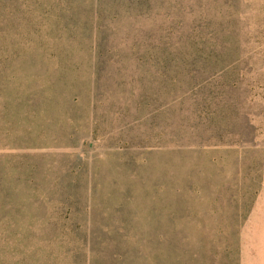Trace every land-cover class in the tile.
Here are the masks:
<instances>
[{"label": "rangeland", "instance_id": "1", "mask_svg": "<svg viewBox=\"0 0 264 264\" xmlns=\"http://www.w3.org/2000/svg\"><path fill=\"white\" fill-rule=\"evenodd\" d=\"M193 252L264 264V0H0V264Z\"/></svg>", "mask_w": 264, "mask_h": 264}, {"label": "trees", "instance_id": "2", "mask_svg": "<svg viewBox=\"0 0 264 264\" xmlns=\"http://www.w3.org/2000/svg\"><path fill=\"white\" fill-rule=\"evenodd\" d=\"M214 249H216V247H214ZM216 250H215V255L217 254V251H218V250L217 251ZM191 260L192 261H195L196 264H203V252H202V254L199 257L197 256V253L196 252L195 253L193 252L191 254ZM176 264H181V263L178 262ZM183 264H184V262H183Z\"/></svg>", "mask_w": 264, "mask_h": 264}]
</instances>
